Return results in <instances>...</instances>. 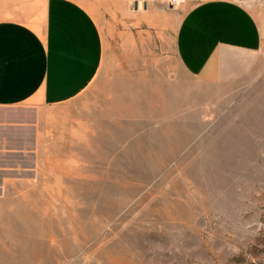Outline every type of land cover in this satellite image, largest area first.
Here are the masks:
<instances>
[{
	"label": "rangeland",
	"instance_id": "374dc122",
	"mask_svg": "<svg viewBox=\"0 0 264 264\" xmlns=\"http://www.w3.org/2000/svg\"><path fill=\"white\" fill-rule=\"evenodd\" d=\"M77 1L102 67L39 137L0 130V264H264V48L206 84L175 52L182 4ZM45 3L0 0V20L38 30Z\"/></svg>",
	"mask_w": 264,
	"mask_h": 264
},
{
	"label": "crops",
	"instance_id": "0c3cea01",
	"mask_svg": "<svg viewBox=\"0 0 264 264\" xmlns=\"http://www.w3.org/2000/svg\"><path fill=\"white\" fill-rule=\"evenodd\" d=\"M182 5L175 52L191 77L206 84L222 82L235 66L232 53L263 50L261 0H186ZM103 53L101 30L77 0H46L38 30L0 20V110L24 106L34 116L0 118V130L29 127L39 137L45 110L81 96L97 77ZM39 145L38 138L37 153Z\"/></svg>",
	"mask_w": 264,
	"mask_h": 264
},
{
	"label": "built area",
	"instance_id": "2783aa9c",
	"mask_svg": "<svg viewBox=\"0 0 264 264\" xmlns=\"http://www.w3.org/2000/svg\"><path fill=\"white\" fill-rule=\"evenodd\" d=\"M158 1H162V2H165V3H169V4H172L174 6H180L186 0H158ZM261 1H262V3H264V0H261Z\"/></svg>",
	"mask_w": 264,
	"mask_h": 264
},
{
	"label": "water",
	"instance_id": "95a60500",
	"mask_svg": "<svg viewBox=\"0 0 264 264\" xmlns=\"http://www.w3.org/2000/svg\"><path fill=\"white\" fill-rule=\"evenodd\" d=\"M147 6V3L144 2V8ZM135 7L138 8L139 7V4L138 3H135Z\"/></svg>",
	"mask_w": 264,
	"mask_h": 264
},
{
	"label": "bare ground",
	"instance_id": "6f19581e",
	"mask_svg": "<svg viewBox=\"0 0 264 264\" xmlns=\"http://www.w3.org/2000/svg\"><path fill=\"white\" fill-rule=\"evenodd\" d=\"M140 6H141V4H140Z\"/></svg>",
	"mask_w": 264,
	"mask_h": 264
}]
</instances>
